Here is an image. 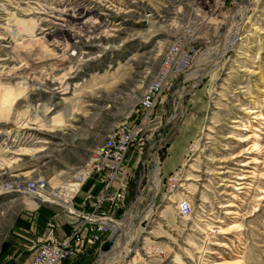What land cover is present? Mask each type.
Returning a JSON list of instances; mask_svg holds the SVG:
<instances>
[{"label": "rangeland", "instance_id": "rangeland-1", "mask_svg": "<svg viewBox=\"0 0 264 264\" xmlns=\"http://www.w3.org/2000/svg\"><path fill=\"white\" fill-rule=\"evenodd\" d=\"M106 1L0 0L1 103L24 88L23 97L0 115V247L24 205L37 204L6 186L40 176L55 188L91 163L108 132L138 117L139 99L162 50L199 15L203 55L167 94L163 115L156 109L162 118L155 141L163 140L157 165L147 168L145 157L131 159V191L140 189L141 200L130 207L126 241L109 261L264 264V155L250 149L254 133L260 149L264 145V120L258 122V114L264 119V0H241L245 16L234 10L224 20L219 14L206 18V7L197 9V0H140V10L150 6L158 16L152 26L136 24L135 16L110 14V38L80 32L75 19L85 18L80 8ZM108 1L125 8L123 0ZM229 34L235 41L207 66V57ZM39 104L46 108L36 109ZM62 111L65 117L58 116ZM172 174H178L179 189L169 193L164 178ZM184 198L193 214L179 221L177 201ZM30 254L19 252L12 262L27 264ZM88 260L84 264H98L100 256Z\"/></svg>", "mask_w": 264, "mask_h": 264}, {"label": "built area", "instance_id": "built-area-1", "mask_svg": "<svg viewBox=\"0 0 264 264\" xmlns=\"http://www.w3.org/2000/svg\"><path fill=\"white\" fill-rule=\"evenodd\" d=\"M123 1L125 8H113L108 0L102 4L97 2L95 5L82 6L78 14L81 13L80 16L85 18L82 21L75 18L78 30L90 33L92 37L109 35L114 31L108 26L107 19L110 14L135 16L138 19L136 24L141 25H144L143 22L154 20L155 17L158 18L155 16L157 14L154 15L153 11L149 10L150 6L140 10L139 6L143 5L140 0ZM197 1L195 4L197 9L199 6L206 7V18L218 19L219 14L222 20L231 18L232 8L241 2V0ZM203 23V18L196 15L190 25L179 28L180 31L175 38L166 44L160 55L159 66L139 99L136 110L138 117L122 122L108 132L91 163L73 172L55 188L40 176L6 186L9 193L20 194L22 191V194H26L41 205L59 208L70 224V235L62 241L52 237L54 227L48 225L47 236L31 250L29 264H78L90 252L100 256L102 254L100 246L104 242L112 241L113 245H116L120 233L119 224L125 219L127 209H130L129 201L132 198L137 204L142 195L138 188L135 194L131 191L135 185L130 166L131 159L145 157L143 166L147 168L157 165L156 162L160 160L163 141L162 139L155 141V136L156 134L157 137L160 136L162 117L156 114V109L165 102L163 98L177 82L192 70L198 58L202 57L204 51L201 44L205 39L201 36ZM98 28L100 31L95 34ZM146 175L150 177L149 173ZM164 180L169 193L178 191V174L166 176ZM87 183H91L90 190L77 202L82 188ZM94 189L97 190L96 194L92 193ZM192 214L193 209L189 200L179 199L177 219L184 221ZM152 251L159 256L164 255V251L159 247H153Z\"/></svg>", "mask_w": 264, "mask_h": 264}, {"label": "crops", "instance_id": "crops-1", "mask_svg": "<svg viewBox=\"0 0 264 264\" xmlns=\"http://www.w3.org/2000/svg\"><path fill=\"white\" fill-rule=\"evenodd\" d=\"M164 103L159 105L157 109V112L159 110V113H162L161 115H163L164 112ZM94 191L97 190L94 189L92 191L93 194ZM81 199V197L78 198L77 202H79ZM32 206L33 208L29 209V206L24 205L25 211L19 213L16 216V219L18 216H21L23 224L14 227L16 219L14 220L12 225L13 231L9 233L7 240L3 242L6 243L7 246L6 252L4 254L5 258L3 260V262L5 261V263L2 262V264H14L17 256L19 255V252L25 251L31 253L32 248H34L40 240L44 239L47 236L49 232L48 225H52L54 227L52 230V237L57 241H62L70 235V224L66 216L59 208L46 207L37 204H34ZM54 208L59 210V212H55ZM29 262L30 259L27 264H29Z\"/></svg>", "mask_w": 264, "mask_h": 264}, {"label": "bare ground", "instance_id": "bare-ground-1", "mask_svg": "<svg viewBox=\"0 0 264 264\" xmlns=\"http://www.w3.org/2000/svg\"><path fill=\"white\" fill-rule=\"evenodd\" d=\"M239 6V5H238ZM235 10H236V12H239L240 13V15L241 14H243V13H245V11H246V9H245V7L243 8V7H241V6H239V8H235ZM235 12V11H234ZM235 12V13H236ZM244 16H245V14H243ZM241 18V17H240ZM243 18V17H242ZM151 23H154V21H152V20H149V21H146V22H143V24L145 25V26H152L151 25ZM232 24V23H231ZM233 27V26H232ZM238 28V27H237ZM232 30V29H231ZM71 31V30H70ZM233 31H235V30H233ZM74 32V31H73ZM76 32V31H75ZM81 32V31H80ZM230 32V31H229ZM83 33V32H82ZM227 33H228V31H227ZM234 34H235V32H234ZM233 34V35H234ZM236 34H238L237 32H236ZM77 35H78V31H77ZM232 35V37L230 36V34H229V36L227 35V36H225L222 40V43L220 44V45H218L217 47H216V50H215V52H214V54L213 55H211V56H209V57H207V66H209L210 64H214L216 61H218L219 60V58L222 56V54L225 52V50L227 49V47L233 42V40L235 41V37ZM73 36L74 37H76V35H74V33H73ZM110 36V34L109 35H103L102 37L103 38H108ZM238 36V35H237ZM79 37H81V35L79 36ZM102 38V40L101 39H97L96 40V42L97 41H100V42H102V41H105V39H103ZM110 38V37H109ZM81 39V38H80ZM85 39V38H84ZM94 39V38H93ZM31 40H33V39H31ZM95 40V39H94ZM108 41V40H107ZM33 42V41H32ZM90 42H91V39H90ZM89 43V42H88ZM76 43H74L73 44V46L71 47L73 50H75L74 48H77L76 46L74 47V45H75ZM86 44V43H85ZM71 51V50H70ZM80 51V50H79ZM72 54V53H71ZM82 54V53H81ZM80 54V55H81ZM79 55V56H80ZM201 57V56H200ZM199 57V58H200ZM198 58V59H199ZM201 62V61H200ZM18 69V68H17ZM207 69H202V70H200L201 72H200V74L199 75H197V77L195 78V82L196 83H198L204 76H205V74H206V71ZM2 87V85H0V88ZM17 91H15V93H11V92H9L8 94H7V96L8 97H4L5 98V100H4V102L3 103H1L2 101H0V115H2L4 112H3V109L6 107V105L7 104H9V105H13V104H16L20 99V97H23V95H24V88H18V89H16ZM7 92V91H6ZM180 96V95H179ZM182 99V98H181ZM163 100H167L166 99V97H164L163 98ZM181 102V101H180ZM179 105L180 106H182L181 105V103H179ZM37 107H38V109H42V108H46V105H42V104H39V105H37L36 106V109H37ZM49 108V107H48ZM5 111H6V109H5ZM50 112V110H48V113ZM38 114V113H37ZM252 114V113H251ZM53 115V114H52ZM181 115H182V113H181ZM54 116V115H53ZM58 116H60V117H65L66 116V113H65V111L63 112H60L59 113V115ZM258 116L261 118V119H258V122H259V125H261L260 123H261V121H263L264 119L262 118L263 116L262 115H260V114H258ZM181 117V116H180ZM54 118V117H53ZM176 118H178V117H176ZM175 118V119H176ZM48 121V120H47ZM52 121V120H51ZM237 121H234L233 123H236ZM25 128V127H24ZM263 130V129H262ZM259 136H257V134H256V136H255V133L253 134V147H251L250 149L251 150H256L257 149V153H263V155H264V145H263V147L260 149V147H259ZM163 141V140H162ZM246 141V139H243V141L242 142H245ZM263 141V140H262ZM262 151V152H261ZM256 164V163H255ZM156 171H158L157 169L155 170V172ZM159 172V171H158ZM156 174H154V184H153V188H154V190H155V194L157 193V191H158V186H159V178H158V176H156ZM22 191H20L19 193L20 194H22L21 193ZM26 195V194H25ZM27 196V195H26ZM27 198H29L30 200H32V201H35V200H33V199H31L30 197H28L27 196ZM27 202H29V201H27ZM36 202V201H35ZM31 202H29V204H30ZM37 203V205H41V204H39L38 202H36ZM41 206H48V205H41ZM149 211L150 212H152V209H149ZM129 220H130V217L127 219V218H125L120 224H119V231H120V233L122 234V240H121V244L123 243V245H124V241H126L125 240V230H126V228L129 226ZM117 242V241H116ZM119 243V242H118ZM127 243V242H126ZM117 246V245H116ZM98 264H111V262L109 261V256L108 257H106V255L104 254V253H102L101 255H100V261H99V263Z\"/></svg>", "mask_w": 264, "mask_h": 264}, {"label": "trees", "instance_id": "trees-1", "mask_svg": "<svg viewBox=\"0 0 264 264\" xmlns=\"http://www.w3.org/2000/svg\"><path fill=\"white\" fill-rule=\"evenodd\" d=\"M135 187V186H134ZM90 188H91V183H88L85 187H84V189H83V194H86L87 192H88V190H90ZM96 193V191H94V194ZM132 193H134V189L132 190ZM131 200H133L132 198H131ZM131 200L129 201V203H131ZM122 215V213H120L119 214V216H121ZM22 225L23 224V220H22V218H21V216H18L17 217V219H16V222H15V226L14 227H16V226H19V225ZM6 246H7V244L6 243H2V245H1V247H0V264H2V262H3V260H4V258H5V252H6ZM98 246H96V248H97ZM97 257V254L96 253H94V252H90L89 254H88V256L85 258V259H83V260H81V262L79 263V264H84L83 262L85 261V260H88V259H90L91 261H93L94 260V258H96ZM89 261V260H88Z\"/></svg>", "mask_w": 264, "mask_h": 264}, {"label": "water", "instance_id": "water-1", "mask_svg": "<svg viewBox=\"0 0 264 264\" xmlns=\"http://www.w3.org/2000/svg\"><path fill=\"white\" fill-rule=\"evenodd\" d=\"M235 10V6L232 8L231 13ZM141 186H139L140 188ZM134 204H136L135 202L133 204H131L132 206H130L131 208L134 206ZM130 217V212L129 210L126 212L125 214V218H129ZM122 237V234H121ZM122 240V239H121ZM121 242V241H120ZM123 246L120 245L119 246H114L112 241H106L104 242L101 246H100V250L102 253H104L106 255V257L112 255L113 253L119 251Z\"/></svg>", "mask_w": 264, "mask_h": 264}]
</instances>
